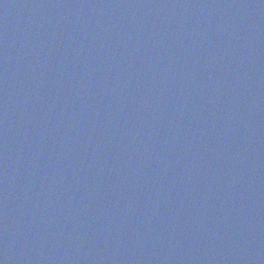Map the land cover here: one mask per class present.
Masks as SVG:
<instances>
[{
    "label": "water",
    "instance_id": "obj_1",
    "mask_svg": "<svg viewBox=\"0 0 264 264\" xmlns=\"http://www.w3.org/2000/svg\"><path fill=\"white\" fill-rule=\"evenodd\" d=\"M0 264H264V0H0Z\"/></svg>",
    "mask_w": 264,
    "mask_h": 264
}]
</instances>
